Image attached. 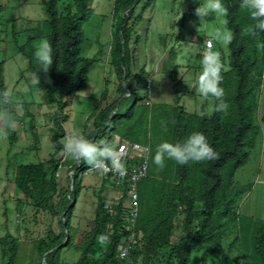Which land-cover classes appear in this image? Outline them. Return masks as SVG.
<instances>
[{"label": "trees", "instance_id": "1", "mask_svg": "<svg viewBox=\"0 0 264 264\" xmlns=\"http://www.w3.org/2000/svg\"><path fill=\"white\" fill-rule=\"evenodd\" d=\"M141 1L114 0V14H122L123 19L118 25L119 43L112 47L111 55L119 58L121 63L126 59L127 45L132 37L125 21L132 16L134 7ZM58 2L40 0L46 19L32 30L30 40L18 49L27 59L28 69L35 76V88L42 102L55 105L62 111L69 105L67 99L85 88L87 73L95 60L81 57L84 42L81 25L90 16L91 0H70V4L65 5L61 11ZM152 2L147 0L143 8L149 7ZM224 4L227 8L224 15L226 28L232 35V41L228 43V69L223 68L221 82L229 105L227 113L213 110L216 103L214 98L210 115L186 112L181 106L184 94L178 89L181 79L177 73L178 66L175 65L168 76L173 94L172 104L159 105L154 114L162 124L160 127L165 131L167 141L183 142L192 132H203L219 153L218 158L185 165L169 160L161 169L152 162L161 140L157 145L144 141L141 145L148 146L150 150L148 170L146 177L136 185L138 215L133 227H130L128 210L124 208L128 192L123 184L121 189L117 188L122 195L113 213L104 209V190L98 191L93 226L80 232L75 240L71 234L77 193L75 182L86 173L89 166L83 161H67L71 164L67 195L60 203H54L53 198L58 195L59 166L65 158L64 154L59 160L55 158L62 146L58 142V133H54L50 139L54 154L50 159L46 163L19 165L14 174V186L25 201L30 202L36 211L50 212L60 218L61 232L55 235L49 231L45 238L37 242L36 250L40 260L46 254L44 264H61L63 248L78 253L75 264H153L158 258H165L164 264H190L192 252L215 244L227 230L236 225L239 200L249 190V186L235 185L234 176L247 164L249 152L255 148L259 136L255 115L258 109L257 94L264 78V54L257 51L256 44L258 40H264V33L252 30L254 21L248 10L240 6V0H224ZM45 39L51 43L54 52L53 63L47 72L41 71L33 55L37 47L31 45L32 40L40 44ZM171 56L169 52L170 60ZM121 68L126 80L129 71L124 64ZM139 75L148 78L143 70L136 77ZM118 91L124 94L121 88ZM105 98L106 90L94 112L87 118V121H92V130L85 137L95 142L94 138L108 130L109 140L117 137L123 141L139 143L138 123L129 122L133 117L131 110L123 115L127 122L115 121L122 116L117 114L113 105L102 107ZM3 99L4 85L0 76V101ZM8 106V101L0 102V109H8ZM261 121L264 123V115ZM54 124L64 133L62 122L54 120ZM7 137L10 142L20 139L12 131H7ZM110 178H104V181ZM177 228L181 236L174 242ZM130 233L135 244L128 259L120 261L117 247ZM99 236H106L107 243L101 244ZM253 238V252L259 264H264V226L255 231ZM7 245L8 258L5 264H14L17 248L12 239ZM228 254L221 256L220 264H233Z\"/></svg>", "mask_w": 264, "mask_h": 264}, {"label": "rangeland", "instance_id": "2", "mask_svg": "<svg viewBox=\"0 0 264 264\" xmlns=\"http://www.w3.org/2000/svg\"><path fill=\"white\" fill-rule=\"evenodd\" d=\"M146 1L137 4L132 16L125 21L132 37L127 45L126 59L121 63L119 58L111 55V49L119 43L118 25L123 19L122 14H114V0H91L90 16L81 25L84 35L81 57L95 61L87 73L85 88L68 98V107L59 111L55 105L42 102L35 88V76L18 49L30 40L32 30L46 19L40 0H0V76L9 102L8 109H0V112H9L17 121L16 128L9 130L0 118V264L6 263L10 239L17 248L14 264H41L36 250L38 240L45 238L49 231L58 235L62 230L57 215L36 211L17 191L14 186L16 167L46 163L54 154L50 141L54 133H58V142L62 146L55 155L56 160L64 154L65 137L73 130L87 136L92 130V121L87 118L96 109L104 90L106 98L102 107L113 105L117 114L122 116L115 121L127 122L123 115L131 110L133 117L129 122L137 121L140 144L148 141L157 145L160 140H167L160 127L162 124L154 114L159 105L172 104L168 76L175 65L181 79L178 89L184 94L181 106L188 113L211 114L213 98L199 94L197 81L202 56L209 51L219 53L223 68L228 69V43L213 39L217 28L229 32L224 15L212 14L200 20L195 9L199 2L203 4L206 0H153L149 7L143 8ZM68 4L70 0H59L58 9L61 11ZM207 40L211 41L212 49L205 47ZM34 44L39 46L32 40L31 45ZM169 52L172 53L171 60ZM122 64L129 71L126 80L121 71ZM141 70L148 74V78L145 75L136 77ZM146 85L150 88L147 89ZM257 98L255 124L259 136L255 148L249 152L247 164L234 176L235 185L249 186L239 200L238 221L215 244L192 252L190 264H220L221 256L227 252L234 264H259L253 252V236L259 227L264 226V123L261 121L264 78ZM54 120L62 122L64 133L55 126ZM7 131L14 132L20 139L10 142ZM108 133L107 130L99 134L94 138L95 143L107 142L114 148L121 144L123 140L120 138L109 140ZM68 160L58 171V195L53 198L54 203H60L67 195L71 175ZM75 183L77 193L71 234L76 240L80 232L93 226L98 191L104 190L105 202L116 201L122 192L115 188L113 178L104 181V177L97 173L80 175ZM180 236L177 228L173 241L179 240ZM98 240L105 244L108 238L99 236ZM77 258L75 251L61 250V264H75ZM164 259H155L153 264H164Z\"/></svg>", "mask_w": 264, "mask_h": 264}, {"label": "clouds", "instance_id": "3", "mask_svg": "<svg viewBox=\"0 0 264 264\" xmlns=\"http://www.w3.org/2000/svg\"><path fill=\"white\" fill-rule=\"evenodd\" d=\"M240 6L248 10L250 18L254 21L251 26L252 30L264 33V0H240ZM195 12L202 20L212 14L223 16L227 13V8L224 0H206L203 4L199 2V7L195 9ZM213 39L230 43L232 35L217 28L213 34ZM256 48L260 54H264V40H258ZM33 55L41 71L47 72L53 63L54 56L51 43L46 39L41 41ZM223 67L224 64L219 53L211 51L204 53L201 59V73L197 81V88L202 97L211 96L215 99L216 103L213 108L215 112L227 113L229 105L225 100V89L221 86ZM0 102L7 103L6 93L3 101ZM0 118L3 119L9 130L16 128L17 121L9 112H0ZM117 147L114 148L107 142L96 144L86 138L79 130H73L65 137L63 153L65 159L83 161L93 168L113 171L123 177L127 174V168L121 159L120 151L116 149ZM218 155L219 153L210 144L209 138L203 132L194 131L183 142L161 141L156 147L152 162L162 169L169 160L175 161L179 165H185L189 162L213 161L218 158Z\"/></svg>", "mask_w": 264, "mask_h": 264}, {"label": "built area", "instance_id": "4", "mask_svg": "<svg viewBox=\"0 0 264 264\" xmlns=\"http://www.w3.org/2000/svg\"><path fill=\"white\" fill-rule=\"evenodd\" d=\"M212 43L210 41L205 42V47L207 49L211 48ZM150 86L147 85V89ZM120 151V156L123 162L126 164L127 174L121 177L118 173L113 171H105L104 169L93 168L92 166L86 170L85 174L88 173H99L104 178L111 177L115 181V188H120L124 184L127 188V197L124 202V208L128 210L127 215L129 218L130 227H133L135 220L138 215V197L136 192V185L139 180L143 179L147 175L148 161L150 150L146 145H141L139 143H132L128 141H123L120 146L116 148ZM65 162L63 158L60 162V167ZM78 163V162H77ZM119 199L116 201H108L104 203V209L108 213H113L114 207L117 205ZM135 244L134 237L130 233L127 239H122L117 247V257L120 261H125L128 259L129 253Z\"/></svg>", "mask_w": 264, "mask_h": 264}, {"label": "water", "instance_id": "5", "mask_svg": "<svg viewBox=\"0 0 264 264\" xmlns=\"http://www.w3.org/2000/svg\"><path fill=\"white\" fill-rule=\"evenodd\" d=\"M45 255L46 254H44L43 257L41 258V264H44Z\"/></svg>", "mask_w": 264, "mask_h": 264}, {"label": "crops", "instance_id": "6", "mask_svg": "<svg viewBox=\"0 0 264 264\" xmlns=\"http://www.w3.org/2000/svg\"><path fill=\"white\" fill-rule=\"evenodd\" d=\"M213 47V46H212ZM212 47L210 49H212ZM195 101V100H194Z\"/></svg>", "mask_w": 264, "mask_h": 264}]
</instances>
